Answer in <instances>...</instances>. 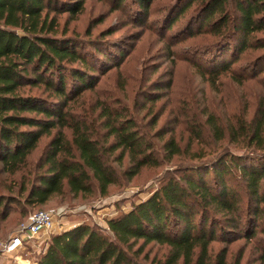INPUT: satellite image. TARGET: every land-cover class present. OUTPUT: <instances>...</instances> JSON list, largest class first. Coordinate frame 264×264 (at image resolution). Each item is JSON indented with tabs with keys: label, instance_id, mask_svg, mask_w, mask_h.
<instances>
[{
	"label": "trees",
	"instance_id": "1",
	"mask_svg": "<svg viewBox=\"0 0 264 264\" xmlns=\"http://www.w3.org/2000/svg\"><path fill=\"white\" fill-rule=\"evenodd\" d=\"M150 1L138 0L139 10ZM227 1L200 0L203 21L223 39L236 35V48L242 50L253 43L255 32L264 31V0H233L235 13L224 11ZM85 2L0 0V163L6 173H20L18 194L34 207L65 190L91 194L95 184L106 194L119 179L113 160L121 162L125 153L131 163L126 171L130 178L144 166L161 163L153 141L131 116L124 115V109L100 103L92 112L74 111L81 108L80 96L96 86L94 74L100 69L79 49L80 41L56 35L57 18L51 12L76 14ZM218 11L222 15L214 20ZM95 52L112 59L105 49ZM221 57L210 72L205 70L212 77L230 68L232 61ZM35 87H43L40 95L31 92ZM211 124L222 138L221 127ZM241 128L243 136L264 148V114ZM54 129L55 135L32 166L31 154ZM64 129L71 130V138ZM236 130L230 134L236 136ZM164 147L169 159L182 152L174 139ZM117 151L118 158L111 160ZM262 160L247 161L228 152L209 163L182 165L148 198L108 219L111 236L80 224L53 234L35 264H139L128 250L140 240L169 249L165 261L157 264H231L227 247L213 255L211 244L218 238L230 242L237 235L256 239L257 262L264 264ZM4 199L2 195L0 205Z\"/></svg>",
	"mask_w": 264,
	"mask_h": 264
},
{
	"label": "rangeland",
	"instance_id": "2",
	"mask_svg": "<svg viewBox=\"0 0 264 264\" xmlns=\"http://www.w3.org/2000/svg\"><path fill=\"white\" fill-rule=\"evenodd\" d=\"M117 1L86 0L79 13L51 12L57 18L56 35L80 41L79 49L100 69L94 74V89L80 96L81 108L73 109L79 114L92 112L100 103L124 109V115L131 116L153 141L161 163L144 166L130 178L126 171L131 163L125 153L121 162L113 160L119 179L106 194L95 184L91 194L75 195L65 190L36 207L27 205L18 194L20 173L10 175L0 163V200L2 195L7 198L0 205V250L31 213L59 212L54 231L37 235L17 253H0V264H35L53 234L80 224L102 229L111 236L107 220L148 198L169 173H177L182 165L209 163L228 152L247 161L260 162L264 157V148L258 149L250 136H243L241 128L245 124L250 127L264 114V31L255 32L253 43L240 50L236 48V35L223 39L204 23L200 0H151L142 10L138 0H123L121 5ZM224 11L236 12L233 0L226 2ZM221 15L216 12L214 20ZM100 48L112 59L95 52ZM220 57L232 63L225 72L212 77L210 66ZM105 69L109 70L102 73ZM42 91L43 87L31 89L39 95ZM212 121L223 130L222 138L219 132H213ZM231 129H238L236 136L230 134ZM64 132L71 138V130ZM55 133L56 129L41 138L30 156L32 166ZM170 139L180 145L182 152L169 159L164 145ZM118 153L111 160L118 158ZM257 244L256 239L237 235L230 242L216 239L210 251L216 255L227 247L231 264L238 258L241 264H259ZM168 250L165 245L140 240L128 254L139 264H157L165 261Z\"/></svg>",
	"mask_w": 264,
	"mask_h": 264
},
{
	"label": "built area",
	"instance_id": "3",
	"mask_svg": "<svg viewBox=\"0 0 264 264\" xmlns=\"http://www.w3.org/2000/svg\"><path fill=\"white\" fill-rule=\"evenodd\" d=\"M58 214L59 212L51 210H41L31 213L19 225L18 231L2 245L0 253H17L37 235L54 231Z\"/></svg>",
	"mask_w": 264,
	"mask_h": 264
}]
</instances>
